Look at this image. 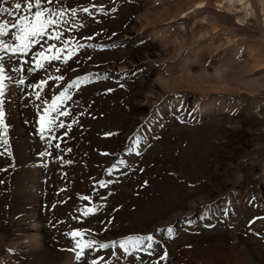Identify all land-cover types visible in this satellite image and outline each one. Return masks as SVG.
Here are the masks:
<instances>
[{
	"label": "rangeland",
	"instance_id": "rangeland-1",
	"mask_svg": "<svg viewBox=\"0 0 264 264\" xmlns=\"http://www.w3.org/2000/svg\"><path fill=\"white\" fill-rule=\"evenodd\" d=\"M29 2L0 0V23ZM243 2L41 0L60 39L0 51V264H264V0Z\"/></svg>",
	"mask_w": 264,
	"mask_h": 264
},
{
	"label": "snow or ice",
	"instance_id": "snow-or-ice-1",
	"mask_svg": "<svg viewBox=\"0 0 264 264\" xmlns=\"http://www.w3.org/2000/svg\"><path fill=\"white\" fill-rule=\"evenodd\" d=\"M49 3L52 2V0H48ZM36 7L38 10L34 13L33 19L29 20L28 16H19L17 21L14 23L9 24V22H4L0 23V37L7 36L9 34V27L11 28H18V31L13 33V38L17 41H19L18 44L13 45L10 43H5L4 40H0V51H10L12 53H27L29 50L30 46L35 43H39V39L35 38H43L44 36L48 35V29L50 26L55 25L58 23L56 19H53L54 16H63V12H55L47 8H41V0H35V4L33 5L32 2L27 3V10L31 11L33 7ZM15 8L17 10L21 9V4L16 3ZM84 12H89L88 8L83 9ZM7 13L9 16H12L13 13L9 12L7 8H0V14ZM72 14L75 15V9L72 10ZM47 16V18H45ZM61 33H56L54 36L53 35H48V39H56L59 40ZM53 48H55V45H50L48 48V51H51ZM60 50L57 49L56 55H53L51 57H46L44 52H40L38 55L39 57L43 59H51V60H59L60 59ZM72 53H69V55L66 57L67 59L71 58ZM3 58L0 57V60ZM37 67L43 68L44 65L43 63H37ZM8 79L5 75V70L2 64H0V98L4 96V90H5V84L4 80ZM56 79H63V77H56ZM24 81L21 80L20 83L22 84ZM79 81H73V84H77ZM43 83V82H42ZM71 87V85H70ZM37 97H39V93H37ZM65 99H71L70 96L67 95V90L64 92H61L59 96L55 97L52 101V104L44 110V115L40 117V127H39V132L41 134V139H44V134L49 131L52 127L53 124H55V119L51 117L52 112L57 111V106L59 103H63ZM59 116H68L69 113L66 111H61L58 113ZM7 125L4 123V111H3V100L0 99V128L3 129V132H0V143L3 145H8L9 141L7 139ZM59 127L63 128L65 125L63 123L59 124ZM70 127V126H69ZM108 135H111L109 133ZM55 139V137H53ZM56 147H59V144L56 145ZM7 150V149H6ZM70 151V149H69ZM2 155V153H0ZM11 155V153H9ZM41 156L46 155V153H41ZM123 163V161H121ZM111 171V170H110ZM0 183H3V181H0ZM101 186L103 187L104 184L101 182ZM82 199H89L88 197H82ZM94 211V209H86L83 212L84 216H88ZM169 233L172 232V228L169 227L167 229ZM67 235L71 236L73 240H75V248L69 249V251H73L75 253V259L79 261L83 255H84V250L86 248H92L94 241H87L85 242L83 240V235L84 233L75 230ZM79 237V239H77ZM144 240L147 241H152L153 237L151 235H148L146 237H129L124 241L120 242V247L125 250V252H128L129 248L128 246L131 245L133 249H135L139 244L143 243ZM113 247H115V242H113ZM109 245L107 244H101L100 248H107ZM152 244H148V248H151ZM77 249H79L77 251ZM167 256V253L163 256L160 257L161 260L165 259ZM92 264H97V261L93 260Z\"/></svg>",
	"mask_w": 264,
	"mask_h": 264
},
{
	"label": "bare ground",
	"instance_id": "bare-ground-1",
	"mask_svg": "<svg viewBox=\"0 0 264 264\" xmlns=\"http://www.w3.org/2000/svg\"><path fill=\"white\" fill-rule=\"evenodd\" d=\"M237 1L241 3L240 6H242V9H244L245 13L248 14L249 4L244 3L243 2L244 0H237ZM262 10H264V6L262 7Z\"/></svg>",
	"mask_w": 264,
	"mask_h": 264
}]
</instances>
